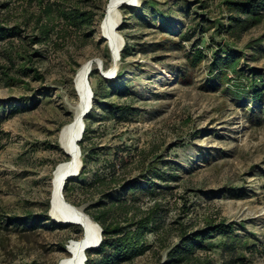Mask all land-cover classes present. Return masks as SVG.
<instances>
[{
    "label": "rangeland",
    "instance_id": "rangeland-1",
    "mask_svg": "<svg viewBox=\"0 0 264 264\" xmlns=\"http://www.w3.org/2000/svg\"><path fill=\"white\" fill-rule=\"evenodd\" d=\"M224 1L141 0L138 7L128 2L115 27L121 38L119 63L106 78L100 71L111 67L105 38L74 29L51 9L59 5L105 15L109 0H0V26L20 29L19 35L0 41V68L17 81L0 83V264H58L69 255L62 248L76 236L75 229L52 216L63 226L7 223L14 216L41 214L51 200L54 164L61 158L53 146L60 148L61 128L72 121L78 100L73 76L88 60L100 61L101 68L97 64L90 79L100 99L93 100L89 112L94 133L87 148L102 160L128 150L144 153L148 163L156 154L159 168L168 173L173 168L179 176L177 181H157L163 188L158 197L163 228L158 237H149L154 248L130 264H163L184 229L190 233L221 222L235 224V233L248 240L249 249L240 248L234 258L243 260L233 261L215 248L207 254L212 264H264V105L238 97L231 82L209 72L212 50L227 37L212 28L180 38L193 23L227 24ZM46 25L49 40L39 42L35 38ZM99 30L100 24L95 32ZM234 48L243 58V73L228 72L229 78L245 86L247 76H264V21ZM197 49L206 55L202 62L192 59ZM24 68L30 70L26 76L18 73ZM21 99L28 103L12 114ZM109 104L122 110L110 114ZM96 156L87 181L103 164L94 161ZM138 156L130 166L132 176L139 175ZM164 162L173 163L171 169ZM141 198L143 210L154 203ZM70 202L83 211L89 205L81 193Z\"/></svg>",
    "mask_w": 264,
    "mask_h": 264
},
{
    "label": "trees",
    "instance_id": "trees-1",
    "mask_svg": "<svg viewBox=\"0 0 264 264\" xmlns=\"http://www.w3.org/2000/svg\"><path fill=\"white\" fill-rule=\"evenodd\" d=\"M229 15L228 22L224 24L219 20H205L206 23L190 24L187 32L183 33L180 38L188 40V35L204 34L212 28L216 29V34L228 38L227 42L223 44L217 43V48L213 49V59L209 62L208 69L210 73L215 71L218 74L219 81L231 82L233 86V93L240 98L246 100H253L254 104L264 105V76L263 74H252L251 77H246V85L241 86L234 82L235 80L228 77V72L233 75H238L243 70L240 69V64L243 58L238 54L234 48V44L241 41L245 34L252 28L260 25L264 21V0H225ZM56 11L63 20L74 29L88 30L89 36L93 34L98 36L95 28L102 21L104 14L94 15L89 11L80 9H66L57 6L51 12ZM204 21V20H203ZM20 29L18 27H1L0 26V41L19 35ZM39 32V42L49 40V31L47 25ZM52 30L54 27L52 26ZM199 42V41H198ZM195 43V45L198 44ZM215 42V40H214ZM214 48V47H212ZM192 59L197 62H202L206 55L197 49L193 53ZM123 59V57H122ZM29 69L24 68L22 73L28 75ZM96 70L94 69L90 75V79L94 77ZM35 77H40L36 70H33ZM4 81L5 85L12 86L17 83L16 79L10 77L4 68H0V83ZM97 84H92L93 100L98 103L100 95L96 89ZM251 97L253 98H249ZM12 107V114H18L22 111L28 100L21 99ZM102 107V106H101ZM100 107V108H101ZM109 113L115 114L121 111V106L109 104ZM128 109V108H125ZM90 115L85 119V130L79 146L82 154V170L80 174L68 180L64 188L65 199L70 202V198L76 194L85 196V202L89 205L84 209V212L97 223L102 229V240L97 248L86 251L85 264H130L139 257H142L151 251L154 246L149 243V237L156 235L158 237L163 226L160 222L159 209L161 202L158 199L162 195L163 188L159 186L157 181L168 183L170 181H177L179 176L174 174L176 170L168 173L166 170L159 168L157 160L160 158L153 154L152 161L147 163L144 153L137 152L139 160V175L132 176L130 173V166L135 162L137 157L134 152L124 150L122 156L117 152L113 154V158L97 157L96 152L91 148L88 149L86 143L90 140V135L94 133L89 123ZM53 148L60 152L61 158L56 166L68 160V156L58 147ZM97 157L95 162L103 161L101 168L93 171L91 180L87 181L91 174L89 168L90 161L93 157ZM163 167L171 169L173 163L164 162ZM143 181V183H142ZM142 196H148L153 199V205L147 207L145 210L140 205ZM71 203V202H70ZM77 206L74 203H71ZM50 198L47 200L44 211L41 214H28L26 216H14L8 220V225L20 226L22 224L35 226L40 228L62 227L57 225L49 216ZM235 224H226L221 222L213 225L208 223L207 227L195 232L187 233L185 229L180 233L182 240L175 247L171 248L167 254V259L163 264H212L213 259L207 256L212 253L215 248H222L223 251L230 256L233 261H240L243 258L235 259L236 252L242 249H249L248 240L239 237L235 231ZM65 228L75 229V234L71 239H79L83 230L80 226L70 224L63 226ZM219 237H221L219 239ZM70 239V240H71ZM214 241H213V240ZM69 240V241H70ZM216 241V242H215ZM67 244V243H66ZM66 244L62 251L65 255ZM198 252H204L205 256H199Z\"/></svg>",
    "mask_w": 264,
    "mask_h": 264
},
{
    "label": "bare ground",
    "instance_id": "bare-ground-1",
    "mask_svg": "<svg viewBox=\"0 0 264 264\" xmlns=\"http://www.w3.org/2000/svg\"><path fill=\"white\" fill-rule=\"evenodd\" d=\"M141 0H109L104 18L100 23V30L97 38H105L107 49L110 52L111 67L108 69H98L102 72V76L108 78L113 75L115 67L118 65V57L121 51V41L118 35L115 34V27L120 19V10L127 3H136L139 6ZM130 7V6H129ZM97 64L94 60H88L82 63L75 71L73 76V88L76 91L77 102L72 106L73 118L72 121L61 128L59 134V145L63 152L67 151L70 155L68 160L57 165V171L51 178V200L53 218L57 220H72L80 223L83 229V235L80 239H72L69 241L67 249L69 255L61 259L58 264H85L84 256L86 257L85 247L94 244L99 240V227L82 209L69 203L66 199L63 200L60 195V186L65 172L73 167L78 168L79 158L77 155V144L75 139L80 135L83 124H85L84 111L89 105L91 93H93L90 75ZM93 100L89 106L87 114L93 109ZM54 180V185L52 183Z\"/></svg>",
    "mask_w": 264,
    "mask_h": 264
},
{
    "label": "water",
    "instance_id": "water-1",
    "mask_svg": "<svg viewBox=\"0 0 264 264\" xmlns=\"http://www.w3.org/2000/svg\"><path fill=\"white\" fill-rule=\"evenodd\" d=\"M98 66H99V68H101V62L100 61H98ZM91 93V98H90V102H89V105L85 108V111H84V118H86L87 117V112H88V110H89V106H90V104H91V100H93V93L92 92H90ZM84 130H85V124H83V127H82V131H81V133H80V135L75 139V144H77L78 143V145H76L77 146V155H78V158L80 159L79 160V165H78V168H76V169H74L73 167H71V168H69L66 172H65V174H64V177H63V180H62V183H61V186H60V195H61V197H62V199L63 200H65V196H64V188H65V184H66V182L68 181V180H70L71 178H74V177H76V176H78L79 174H80V172H81V170H82V166H83V164H82V159H81V157H82V154H81V149H80V146H79V142L82 140V137H83V134H84ZM60 148H61V146H60ZM62 149V148H61ZM64 153L67 155V156H69L70 154L67 152V151H64ZM57 171V166H56V168H55V170H54V172H53V174L52 175H54L55 174V172ZM54 180L55 179H52V183L54 184ZM54 185H56V183L54 184ZM52 200H50V211H49V216H52V214H51V211H52ZM53 217V216H52ZM58 221H60V223L61 224H63L64 226H67V225H70V224H74V225H78V226H82L80 223H78V222H74V221H72V220H58ZM97 224V223H96ZM97 226L99 227V240L96 242V243H94V244H90V245H88V246H86L85 247V250L87 251V250H90V249H93V248H97L98 246H99V244L101 243V240H102V229H101V227L97 224ZM66 251L68 252V249L66 248ZM84 262H86V257L84 256Z\"/></svg>",
    "mask_w": 264,
    "mask_h": 264
}]
</instances>
